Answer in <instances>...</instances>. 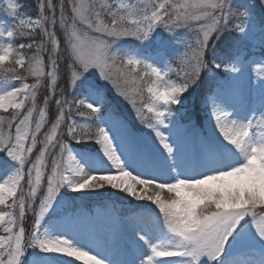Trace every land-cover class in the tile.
<instances>
[{
	"label": "snow or ice",
	"instance_id": "obj_1",
	"mask_svg": "<svg viewBox=\"0 0 264 264\" xmlns=\"http://www.w3.org/2000/svg\"><path fill=\"white\" fill-rule=\"evenodd\" d=\"M30 6L36 18L0 0L14 22L0 20V65L16 56L35 79L13 68L0 82V111L13 110L0 116V264H264V58L247 53L264 49V0ZM15 37L31 42L18 50ZM193 95L217 135L184 122ZM112 196L132 200L120 212L84 210Z\"/></svg>",
	"mask_w": 264,
	"mask_h": 264
},
{
	"label": "rangeland",
	"instance_id": "obj_2",
	"mask_svg": "<svg viewBox=\"0 0 264 264\" xmlns=\"http://www.w3.org/2000/svg\"><path fill=\"white\" fill-rule=\"evenodd\" d=\"M233 2H234L235 5H240V4L244 3V2H246V0H233ZM22 12H24L27 16H30L32 18H36V16L38 15L36 11H35L36 16H35V14L33 16L30 15V14H27L23 9H22ZM0 20H3L5 22V26L6 27H11V26L14 25V22L9 17H7L6 15H4L2 13H0ZM188 38L191 39V34H188ZM6 42H7V37L6 36L4 38H0V46H5L6 45ZM30 42H31V40L29 38H27V37H15L14 40H13L14 48L15 49H18V50H19V46L21 44H28ZM136 43L137 42H135V41H121L120 42V46L121 47H123L125 45H133L134 46ZM177 47L179 48V51L180 52H183V51L186 50V48H185L184 45H179ZM22 51L25 53V59H27V57H29V56H31L33 54L34 49L33 50H29V49L25 48ZM247 53H248L249 59L259 60L261 58H264V49H261L259 47H256L255 49L249 48L247 50ZM16 58H18V57L13 56L10 59V61L5 62L4 65H0V82H2L3 76L6 73V70L15 68L16 71L20 75H23V76H25L27 78L26 79V82H28L30 84L31 83H34L35 82V79L33 77L29 76L28 73H27V71H26L27 65H25V69H21V68H19V66L15 65V59ZM173 67H176V64H173ZM20 72H22V73H20ZM8 74L10 75L11 73H8ZM249 76L252 78V83L255 85L256 84L255 74L252 73V72H249ZM172 79H176V77L173 75L172 76ZM60 82H63L64 83L63 79H61ZM13 83H14L15 86L19 87L20 84H21V81L16 80V81H13ZM0 87H2V83H0ZM59 87H63V86H59ZM109 88H111V85L110 84H109ZM46 90H47L46 89V86H45L44 82H42V86H41V88H40V90L38 92V106H40V107L43 106V104H42V98L45 95ZM65 95L69 99H71L72 96L76 95V93L69 87V88H67V90L65 92ZM112 95L113 96L116 95L115 92H114V90L112 91ZM144 99L145 100L148 99V94H147L146 90L144 92ZM120 101H121V103H120V109H121L124 117L127 120L133 122L137 128H142L143 126L140 125L139 122L137 121L136 113L132 109L131 105L128 104L127 101H123L122 98H120ZM194 102H195V95L189 96L188 99L186 100L183 108L180 109L181 112L186 113V115L183 118L184 119V122H187L189 119H191V120H193V121L196 122L197 127H199L200 130L205 135H208V134L217 135L215 133V130H214L213 126H212V123H211V121H210V119H209V117L207 115V111H205V119H204L205 121L199 122L195 117H192L194 115H193V112L190 113V111H191V109L194 108V106H193L194 105ZM138 106H139V102H138ZM12 111H13L12 109H9V112H7V113H5L3 111H0V112L5 113V115L7 114L6 116H4V115H0V116H3L5 118H10L11 117V114H12ZM24 111H26V109ZM54 112H55V106L53 104L52 108L51 109L49 108V116H48L49 121H51ZM35 118H38V113H37V115H36ZM73 119H75L78 123H83L84 122L83 119L80 116H78V115H73ZM49 126H50V124L49 125H46L44 131H47V128ZM94 130H95V126H93V131ZM13 131H14V129H13ZM144 131L147 132L148 130L147 129H144ZM41 138H42V136H41ZM72 143H74V142H72ZM34 156H35V153L33 154V159H34ZM101 191H103V190H101ZM109 192H112V191H109ZM157 192H158V190L155 193H157ZM124 195L119 194V196H124ZM159 195L161 196L162 199H169L171 197V196H169L164 191H159ZM119 196H112L111 197V203H110V205H109V203H108L107 200L97 201L95 198L86 199L84 201V210L86 212L87 211H91L93 214H95L96 211H98V210H101V211H103V210H111L113 212H120L122 210V207L124 205H127V203H128L129 200H132V197H128L127 200H121L119 198ZM132 202L133 203H143V204H149V203H151V202L146 201V200L145 201H135V200H133ZM9 203H10V201H9ZM105 205H108V208L107 209L105 208ZM152 207H155V205H152ZM0 208H4L5 210H7L6 206H0ZM30 215L31 214H29V217H30Z\"/></svg>",
	"mask_w": 264,
	"mask_h": 264
},
{
	"label": "trees",
	"instance_id": "obj_3",
	"mask_svg": "<svg viewBox=\"0 0 264 264\" xmlns=\"http://www.w3.org/2000/svg\"><path fill=\"white\" fill-rule=\"evenodd\" d=\"M23 5H24V8L23 10L27 13V14H30V15H34L36 16V13L35 11L33 10V8L30 6V5H33L34 3H37V0H19ZM37 41L40 39L39 35H37L36 37ZM46 55H45V60H46ZM59 86H65L63 82H60L59 81ZM53 106V104H50L49 108L51 109ZM194 108L191 109L190 113L193 112V115L196 117V119L199 121V122H202L204 119H205V110L203 109V107L201 106L200 104V98L198 95H195V102H194ZM0 115H5V113H2L0 112Z\"/></svg>",
	"mask_w": 264,
	"mask_h": 264
},
{
	"label": "bare ground",
	"instance_id": "obj_4",
	"mask_svg": "<svg viewBox=\"0 0 264 264\" xmlns=\"http://www.w3.org/2000/svg\"><path fill=\"white\" fill-rule=\"evenodd\" d=\"M139 188H140V186H137V189L138 190H139ZM109 191H113V190L112 189H109ZM156 191H157L156 189H152L149 194H154ZM164 192H166L169 196H171V194L168 193L166 190H164ZM120 194L121 195H124L123 193H120Z\"/></svg>",
	"mask_w": 264,
	"mask_h": 264
}]
</instances>
